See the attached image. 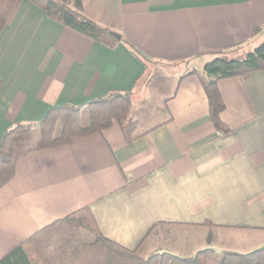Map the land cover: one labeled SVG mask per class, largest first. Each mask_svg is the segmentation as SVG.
I'll return each mask as SVG.
<instances>
[{
    "label": "crops",
    "instance_id": "crops-1",
    "mask_svg": "<svg viewBox=\"0 0 264 264\" xmlns=\"http://www.w3.org/2000/svg\"><path fill=\"white\" fill-rule=\"evenodd\" d=\"M81 5L86 18L120 43L109 47L26 0L16 4L0 33V140L11 126L36 124L55 107L80 108L120 92L142 109L156 81V93L172 82L171 91L159 99L163 116L155 124L140 125L131 109L134 135H141L131 143L113 122L100 133L18 159L13 178L0 188V259L83 208L104 238L130 251L148 243L147 257L192 258L208 250L218 260L234 248L262 249L264 71L218 81L227 134L214 130L198 77L180 79L225 49L264 38V0ZM144 62L174 70L145 88L136 84ZM181 230L205 242L195 255H182L191 250L175 241Z\"/></svg>",
    "mask_w": 264,
    "mask_h": 264
},
{
    "label": "trees",
    "instance_id": "trees-1",
    "mask_svg": "<svg viewBox=\"0 0 264 264\" xmlns=\"http://www.w3.org/2000/svg\"><path fill=\"white\" fill-rule=\"evenodd\" d=\"M20 0H0V33ZM45 12L47 17L90 39L113 47L120 40L116 34L102 28L82 14L81 0H26ZM129 47V46H128ZM134 55L136 51L129 47ZM136 84L145 83L150 64ZM264 71V42L251 50L248 46L228 48L217 53L200 71L191 70L182 79L196 75L204 89L209 119L220 134L230 132L220 119L225 105L217 83L228 78L247 80ZM136 85V86H137ZM2 82L0 81V90ZM131 94L112 92L103 99L91 101L84 107L62 105L50 109L36 124H15L0 140V188L14 176L15 165L21 157L32 152L68 145L74 138L89 137L117 122L126 143L134 135L136 122L131 118ZM135 250L104 238L87 208L79 209L40 229L26 242L0 259V264H264V247L247 253H224L217 262L208 250L192 258L156 253L143 258ZM220 262V263H219Z\"/></svg>",
    "mask_w": 264,
    "mask_h": 264
},
{
    "label": "rangeland",
    "instance_id": "rangeland-1",
    "mask_svg": "<svg viewBox=\"0 0 264 264\" xmlns=\"http://www.w3.org/2000/svg\"><path fill=\"white\" fill-rule=\"evenodd\" d=\"M264 42V38H262L261 40L258 41H254L250 44L249 49L253 50L257 47H259L262 43ZM167 66H159V65H150L148 72H147V77H146V81L143 84V87H148L150 85V83L156 78H163L165 76H167L168 74L172 73L174 69L169 70L166 68ZM157 82V83H156ZM155 82V85H153L151 87V89H149V91H147V93H145V103L142 107V109H139L135 102V99L131 97V101H132V106L131 109L133 110V116L135 119H137L140 123V125L145 126L146 124H155L159 121V119L163 116V111H162V107L160 106L159 103V99H164L167 97V95L170 93L171 91V86H172V82L169 83L166 87H161L159 88V92L156 93V89L157 87H159V83L158 81ZM141 88V87H140ZM131 114V113H130ZM132 118V117H131ZM133 120V118H132ZM177 234L174 236V239L176 242H178L179 244L183 245V246H189V249L191 250V253H186V254H182L183 256H192L195 255V252L198 251L199 249H202L203 244L205 243L204 241H200V240H196L193 236L189 235L188 231H177ZM149 244H145L144 247L142 248V250L139 252V255L143 258L147 257V253L146 251L148 250V248H150L148 246ZM250 249H253L251 247L246 248V250H238L237 248H234L233 251H237L234 253L237 254H246ZM255 249V248H254ZM171 251V250H168ZM172 252V251H171ZM183 253V252H182ZM221 255V254H220ZM219 257V261L221 260V258L223 256ZM217 260V262H218ZM220 263V262H219Z\"/></svg>",
    "mask_w": 264,
    "mask_h": 264
},
{
    "label": "water",
    "instance_id": "water-1",
    "mask_svg": "<svg viewBox=\"0 0 264 264\" xmlns=\"http://www.w3.org/2000/svg\"><path fill=\"white\" fill-rule=\"evenodd\" d=\"M115 37H116L117 39H119V36H118V35H116Z\"/></svg>",
    "mask_w": 264,
    "mask_h": 264
}]
</instances>
